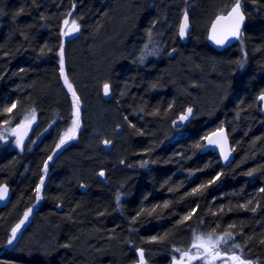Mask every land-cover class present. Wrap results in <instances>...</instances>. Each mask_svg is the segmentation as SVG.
<instances>
[{
	"label": "trees",
	"instance_id": "obj_1",
	"mask_svg": "<svg viewBox=\"0 0 264 264\" xmlns=\"http://www.w3.org/2000/svg\"><path fill=\"white\" fill-rule=\"evenodd\" d=\"M150 1L0 0V185L11 190L0 264H133L138 248L147 264H173L196 235L225 233L240 245L232 254L264 264V0H238L243 34L222 52L206 32L234 0ZM170 6L195 10L186 44L163 35ZM65 21L79 29L67 41ZM72 92L80 128L57 148ZM187 107L192 120L175 129ZM29 110L36 122L19 151L2 128ZM222 126L235 155L225 169L200 153Z\"/></svg>",
	"mask_w": 264,
	"mask_h": 264
},
{
	"label": "water",
	"instance_id": "obj_2",
	"mask_svg": "<svg viewBox=\"0 0 264 264\" xmlns=\"http://www.w3.org/2000/svg\"><path fill=\"white\" fill-rule=\"evenodd\" d=\"M236 4L237 3H235L229 9V11L226 14H221V15H217L216 17H214L213 20L211 21V24L208 27L206 42L213 50H215L217 52H222L223 50L234 45L241 38V36L243 34V30H244L247 18H246V15H245L241 5H240V11L244 16V20L240 24V34H239V37L232 34V32L234 31L235 23H236V17L234 14L232 16H229V13H231L232 9L236 6ZM185 14H187V13H184L182 15V18H181L180 23H179V27H180L181 23L183 22ZM187 17H188V14H187ZM214 24L216 25L215 30H213ZM179 27H178V32H177L178 39L182 44H186L188 37L190 36V34L192 32V28L189 24V17H188V29H187L186 35L183 39H181V37L179 35ZM71 38H72L71 34L65 35L63 37V41H67ZM217 41H223V42L217 43ZM103 93H104L105 99L108 100L109 99V87H108V94L105 95V87L103 88ZM261 95L262 94L258 95L257 103L259 105L260 115L264 118V100L259 99V97ZM189 108H191V107L185 108L184 111L180 115H178V117L173 121V127L175 129H180L184 126H187L189 124V122L192 120V118L194 116V109L191 108L192 112H191V114H189L188 113ZM185 115L188 118L186 120L181 121V119H180L181 116H185ZM221 129L223 130V134L226 137V140H227L226 144H223V141L221 140V136H220ZM32 132H33V126H31V125H22V126L17 128V130H16V142H17V146L19 143V146H18L19 150H23L28 145ZM210 141H220V143L223 144L224 151L228 155L227 161L223 158V156L221 154V147L216 143H210ZM206 152L216 154L218 159H219V162L221 164V167L223 169L227 168L233 162L235 155H234L233 147H232L231 142H230L229 137H228L227 129L224 126L213 130L204 138L200 153H206ZM100 173L97 175V177L101 181H104L105 173L103 172L104 173L103 176H101ZM0 188H7V193L4 195V198L2 200H0V210H2L4 208H6L10 202L11 190L5 184L0 185ZM139 250H141V248L136 249L134 252L136 260L133 264H139V261H140ZM143 252H144V261L146 264L145 251L143 250ZM175 264H191V263L184 261V262H177Z\"/></svg>",
	"mask_w": 264,
	"mask_h": 264
},
{
	"label": "snow or ice",
	"instance_id": "obj_3",
	"mask_svg": "<svg viewBox=\"0 0 264 264\" xmlns=\"http://www.w3.org/2000/svg\"><path fill=\"white\" fill-rule=\"evenodd\" d=\"M235 15L236 17V23H235V27H234V31L232 32L233 35L239 37L240 34V24L243 22L244 20V16L240 11V4L239 2H237L236 6L232 9L231 13H229V16ZM68 22L65 21V24H67ZM216 25H213V30H215ZM188 29V17L187 14H185L183 22L181 23L180 27H179V35L181 37V39H183L186 35ZM78 31V27L75 25V22H73V29L70 31ZM69 32H65L63 33L64 35H69ZM223 41H217V43H222ZM61 75H63L64 73V67H63V58H62V54H61ZM65 84L68 86L69 91H72L71 85L68 84L67 79L65 78ZM108 94V85H105V95ZM73 95V121H72V127L68 129V131L64 134V136L61 137L59 144L57 145V148H59L61 145L65 144L68 140L70 139H74L75 138V133L77 131V129L80 127V108H79V98L76 96L75 92H72ZM260 100H264V94H262L259 97ZM15 107V104L12 105V108ZM6 111H11V108L6 109ZM192 109L189 108L188 109V113L191 114ZM33 118H34V113L32 114ZM188 117L185 116H181V121L186 120ZM27 119V117L25 118ZM220 136H221V140L223 141V144L227 143L226 137L223 134V130L221 129L220 132ZM109 143L108 141H105V144ZM210 143H216L221 147V154L223 156V158L227 161L228 160V155L227 153L224 151V147L223 144L220 143V141H210ZM19 146V143H18ZM197 147H199V145H197ZM52 157H49V160H51ZM45 170H47V163L45 164ZM255 171V170H254ZM101 176L104 175L103 172L100 173ZM248 175H252V173H248ZM43 178L41 179V185H43ZM41 185H38L36 188V194H37V199H40V192H41ZM203 187V186H202ZM195 191V190H194ZM261 191H264V189H261ZM7 193V188H0V200H2L4 198V195ZM117 200H119V196L117 197ZM167 205H165L166 207ZM242 207H244L242 205ZM30 211V210H29ZM28 213H25V219H27ZM190 217H184L185 220L189 219ZM24 221L22 220L20 222V224H23ZM20 224H17L15 228L12 229L11 232V238L8 241L9 245L13 244V241L16 239L17 236V232L20 228ZM155 239V238H153ZM231 239V233H225V237H219L216 238L215 240H213V234H209L207 237H199L197 236L195 238V241L192 245V247L194 249H197V252L195 253H185V255H189V259L190 260H196V259H200L203 264H213V262L217 259L220 260H224V256L221 253V250L219 248V245L223 242V243H227L228 240ZM65 247H67V245H65ZM239 248L240 245L235 244L230 246V248L228 249L229 252H231V248ZM203 249V251L201 252L200 250ZM139 256H140V261L139 264H145L144 261V252L143 250H139ZM229 260H232L234 262V264H246V262L237 255H229L227 257ZM248 264H250V262H248Z\"/></svg>",
	"mask_w": 264,
	"mask_h": 264
},
{
	"label": "rangeland",
	"instance_id": "obj_4",
	"mask_svg": "<svg viewBox=\"0 0 264 264\" xmlns=\"http://www.w3.org/2000/svg\"><path fill=\"white\" fill-rule=\"evenodd\" d=\"M152 1V0H151ZM150 1V3H152V4H154V1H152L151 2ZM149 3V4H150ZM150 9V6L148 7V10ZM194 9L192 8L191 10H187V9H185V8H183V7H180L179 8V11H178V13H177V15L175 14V12H176V10H175V7H171L170 6V10L168 11V15L170 16V20H166V21H164L165 22V24L167 25V31L168 32H166L165 34L163 33V35L164 36H173V35H176L177 36V31H178V26H179V20H180V18H181V15H182V13L183 12H186V13H188L189 15L191 14V12H192V14H193V17H194ZM177 17V18H176ZM177 19V20H174V21H172L173 19ZM194 19H195V17H194ZM149 22H150V20H149ZM66 26L64 27V29H63V33H65V32H69L70 30H72L73 29V22H68L67 24H65ZM147 26H148V24H147ZM195 26H197L198 27V25L197 24H195ZM152 30V29H151ZM151 30H149L148 32H150ZM206 31V30H205ZM147 32V33H148ZM70 34L72 35V38H74V37H76L77 36V34H78V31H70ZM145 35H146V32L144 33ZM64 35V34H63ZM65 36V35H64ZM149 42H150V40H149ZM145 45H150V43H148V41H145L144 42V45H142L141 46V48H142V50L145 52V54H149L150 53V51L148 50V47L147 46H145ZM145 48H144V47ZM151 46V45H150ZM140 48V49H141ZM148 50V51H147ZM147 52V53H146ZM236 58V57H235ZM104 86L105 85H103L102 86V90H103V88H104ZM109 96H110V87H109ZM34 113V118H33V116H32V114ZM27 117V119H25ZM73 119H74V117H73ZM36 122V113L33 111V110H29L21 119H20V121H17V122H15V123H12V121H11V119H9V120H7V123L5 124V126H4V128H2V132H3V136L5 137V141H4V143H6V142H9L11 145H12V147H14V148H17V143H16V129H17V127L18 126H20V125H31V126H34V123ZM80 128V127H79ZM79 128L77 129V131H76V133H75V137H76V135H77V133H78V130H79ZM38 138V137H37ZM70 140H73V139H70ZM70 140H68V141H70ZM18 149V148H17ZM20 151V150H19ZM12 232V231H11ZM18 236V235H17ZM197 236H199V237H207L208 235H203V234H200V235H196L194 238H193V241H192V244L194 243V241H195V238L197 237ZM219 237H221V236H219V235H213V240H215L216 238H219ZM219 248H220V250H221V253H222V255H227V257L229 256V255H236V254H232V248H231V252H229L228 251V249L230 248V246H228L226 243H221L220 245H219ZM201 252L203 251V249H201L200 250ZM195 252H197V249H192V250H186V251H184V252H181L180 253V256H179V258L178 259H176L175 260V262H183V261H189V262H192V263H195V264H203V262L200 260V259H196V260H190L189 259V255H185V253H189V254H191V253H195ZM238 256V255H237ZM227 257H225L224 258V260H220V259H217V260H215L214 262H213V264H234V262L232 261H230ZM174 262V263H175ZM173 263V264H174ZM246 264H248V262H246Z\"/></svg>",
	"mask_w": 264,
	"mask_h": 264
},
{
	"label": "bare ground",
	"instance_id": "obj_5",
	"mask_svg": "<svg viewBox=\"0 0 264 264\" xmlns=\"http://www.w3.org/2000/svg\"><path fill=\"white\" fill-rule=\"evenodd\" d=\"M237 2H239L238 0H234L232 3H231V5L226 9V10H224L221 14H226L228 11H229V9L235 4V3H237ZM239 4L241 5V3L239 2ZM242 6V5H241ZM184 13H186V12H183L182 13V15L184 14ZM188 14V13H187ZM182 15H181V18H182ZM188 17H189V14H188ZM181 18H180V20H181ZM180 20H179V23H180ZM189 24H190V26H191V28H192V25H191V22H190V18H189ZM210 24H211V22H210ZM209 24V25H210ZM20 126H22V125H20ZM20 126H18V127H20ZM17 127V128H18ZM17 130V129H16ZM16 133V132H15ZM6 238V237H5Z\"/></svg>",
	"mask_w": 264,
	"mask_h": 264
},
{
	"label": "flooded vegetation",
	"instance_id": "obj_6",
	"mask_svg": "<svg viewBox=\"0 0 264 264\" xmlns=\"http://www.w3.org/2000/svg\"><path fill=\"white\" fill-rule=\"evenodd\" d=\"M19 230H20V228H19ZM19 230H18V231H19ZM17 233H18V232H17ZM17 240H18V236H16V239L13 241V244L10 245V246L13 247V245H15V243H16ZM12 247H11V248H12ZM223 256H224V258L227 257V255H225V254H224ZM230 261L232 262V260H230ZM191 264H195V263H192V262H191Z\"/></svg>",
	"mask_w": 264,
	"mask_h": 264
}]
</instances>
